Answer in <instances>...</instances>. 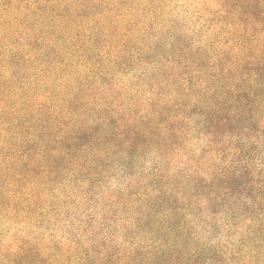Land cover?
<instances>
[{
  "label": "trees",
  "instance_id": "16d2710c",
  "mask_svg": "<svg viewBox=\"0 0 264 264\" xmlns=\"http://www.w3.org/2000/svg\"><path fill=\"white\" fill-rule=\"evenodd\" d=\"M0 264H264V0H0Z\"/></svg>",
  "mask_w": 264,
  "mask_h": 264
}]
</instances>
